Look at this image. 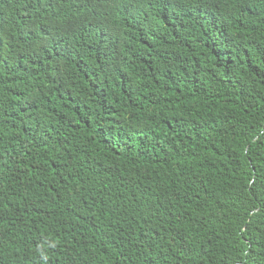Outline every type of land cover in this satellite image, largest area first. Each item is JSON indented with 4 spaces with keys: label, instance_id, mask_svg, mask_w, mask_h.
Masks as SVG:
<instances>
[{
    "label": "trees",
    "instance_id": "16d2710c",
    "mask_svg": "<svg viewBox=\"0 0 264 264\" xmlns=\"http://www.w3.org/2000/svg\"><path fill=\"white\" fill-rule=\"evenodd\" d=\"M0 264H264V0H0Z\"/></svg>",
    "mask_w": 264,
    "mask_h": 264
}]
</instances>
